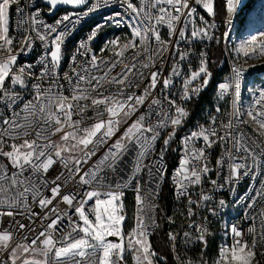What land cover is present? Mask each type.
Wrapping results in <instances>:
<instances>
[{"label":"snow or ice","instance_id":"snow-or-ice-1","mask_svg":"<svg viewBox=\"0 0 264 264\" xmlns=\"http://www.w3.org/2000/svg\"><path fill=\"white\" fill-rule=\"evenodd\" d=\"M45 2L50 12L59 5H85L86 15L101 7L100 3L88 7L86 0ZM109 2L101 0L103 5ZM28 3L29 0H25L24 5H21V0H0V104L11 112L10 118H0V158H4L13 170L9 174V168L0 165V217L27 214L29 219L39 217L46 224L43 231L34 234L30 244L16 243L15 246L12 243L13 232L0 228V252L11 264H123L126 251L132 253L135 264H155L156 253L148 241V229L155 223L150 215L157 195L152 185H158L165 177V154L189 113L171 98V94L158 99L154 93L158 85H162V90H168L174 78L183 75L179 62L188 59L189 52L180 50V41L191 44L196 40L213 38L211 30L216 25L201 15L199 9L207 16L215 17L214 0H139L138 3L135 0H120V7L128 16L130 39L122 45L119 38L109 42L108 46L114 49L113 59L92 54L90 59L78 63L77 57L87 56L90 51L87 42L102 29L103 25L98 24L87 41L79 44L70 58L71 72H64L63 76L59 72L62 46L70 35V29L66 26L60 30V26L65 22L73 24L72 15L64 14L54 24H48L39 18V9L25 15ZM240 3L241 0H226L229 17L237 11ZM13 5H16L15 11L21 17L17 21V29L27 24L23 29L24 35L19 37L18 49L16 39L9 34ZM107 19L116 26L124 22L120 12ZM228 23H231L230 19ZM161 26L168 30L167 41L161 38ZM260 37L264 38V32L260 33ZM37 40L44 49L38 61L41 65L38 75L31 70V64L17 67L18 53L30 51ZM257 47L264 54V40L258 43V37L252 36L241 46V50L248 56L255 54ZM170 48L175 51L170 52ZM129 49L133 55L131 61L125 62V53ZM104 50L101 49L102 52ZM165 53L178 57L168 75L164 76L160 70L151 71L144 94L126 92L133 86L140 87L135 84V79L144 77L143 70L154 68L158 61L162 64ZM118 63L122 65L121 72L109 78ZM233 72L234 79L220 83L218 92L219 98L224 99L231 90L235 104L240 95L242 72L238 68ZM211 78L206 54L201 53L198 68L183 75L180 100L187 102L198 98ZM31 80L36 81L31 83L32 99L25 101L16 89L17 86L27 89ZM61 80L67 82V88ZM106 85L115 86L116 91L109 92ZM148 101L149 112H140ZM165 102L167 110L163 106ZM20 103L23 107L16 111L14 106ZM89 109L95 110V118L86 116ZM220 111L217 107L216 112ZM153 115L157 117L155 123H152ZM244 115L246 120L242 119ZM249 121L257 126L254 132L264 135V87L258 90L246 113L234 108L228 120L221 122L219 127L215 126L213 118L209 127L201 126L183 137L182 155L172 176L178 197H188L189 205L196 206L211 199L210 195L201 192L200 199L193 201L189 189L200 185L212 171L206 152L218 143L221 147L231 144L224 153L229 169L226 183L238 180L241 175L251 174L255 179L261 174L258 170L264 168V145L256 143L240 130V125H247ZM121 124L125 127L121 128ZM169 127L172 130L163 138V147L156 155L155 145L161 138V130ZM199 140L203 141V147L195 146V141ZM101 149L103 154L93 161ZM130 153H134L130 173L113 182V177L107 173L116 174ZM240 153L244 155L240 156ZM224 156L217 159L218 168L223 167ZM57 164L62 166L63 171L49 179L47 173ZM145 170L149 178L141 184L140 176ZM241 170L244 171L241 173ZM133 182L138 206L137 224L125 236L122 189ZM210 182L214 187L223 188L216 180ZM65 186H68L67 194L62 191ZM260 186L250 197L253 203L247 205L249 209L255 206L257 198L264 197V179L260 180ZM42 189L50 195H45ZM29 197L42 209L40 213L32 211ZM61 204L73 211L70 213L61 208ZM219 204L222 207L224 201ZM17 209L23 211L17 213ZM188 214H194L191 207ZM260 216L264 217V212ZM13 226L21 234L23 230L31 231L30 225L19 220H14ZM191 227L198 234L196 239L206 246L207 227L203 224ZM249 231L254 233L251 245L234 239L230 247L219 250L216 264H253L255 248L258 243L264 242V220L259 233L255 226ZM231 232L236 238L243 235L235 226ZM184 237L187 240L190 234L185 232ZM169 238L175 241L177 237L169 233Z\"/></svg>","mask_w":264,"mask_h":264},{"label":"built area","instance_id":"built-area-1","mask_svg":"<svg viewBox=\"0 0 264 264\" xmlns=\"http://www.w3.org/2000/svg\"><path fill=\"white\" fill-rule=\"evenodd\" d=\"M87 6L91 7L92 5L101 4L96 11L87 13V7L85 5L77 9H59L54 14H49V10L41 3L40 0H29V3L25 6V15L34 11L35 9L40 10V19L45 23L54 24L56 20L60 19L64 14H71L73 24H68L65 22V25L60 26V30H64L67 26L70 29V35L66 38L64 45L62 46V61L59 68L60 75L63 76L64 72H71V57L76 53L79 44L83 41H87V37L91 34L93 29L98 25H103L102 29L97 32L96 37L87 42V47L90 51L87 53V56H78L77 62L83 63L86 59H90L92 54H95L97 57H102L106 59H113L112 56L113 48L109 47V42L119 38L121 45L131 37V30L128 27V16L125 13V9L120 7V0H110L108 5H103L101 0H86ZM136 3L139 0H135ZM218 3L221 7V13L215 17H209L202 9H199L200 14L204 15L205 18L214 22L216 27L211 30L213 38L211 40L205 39L203 41L196 40L191 44H188L184 41H180V50L188 51L189 57L184 61L179 62V67L183 75L190 74L191 70H196L199 66L201 59V53L206 54L207 66L210 59L211 48L221 43V48L223 51V57L219 61L218 67L225 62V72L214 81V83L206 89V96L202 98L200 103L195 107L191 108V101L196 100L193 98L191 101H181L180 100V86L182 83L183 75L181 77H175L173 80V85L170 86L168 90H162V85H158V88L155 90V96L158 99H163L164 96L171 94V98L175 99L178 104H181L188 111L189 116L185 119L182 126L177 129V135L173 137V141L170 145L172 160L167 165L166 163V154H165V165H166V175L160 180L159 184L156 185L153 183L152 187L157 193L155 198V208L151 211L150 215L155 221L154 224L148 229L149 236L153 229L157 225V219L163 223V237L168 247V253L173 264H210L211 262V251L209 248V243L219 244V239L224 247H230L233 244L234 239H241L246 241L251 245L253 240L254 233L250 232L249 229L255 226L256 232L259 233L262 228V220L264 217L260 216L261 212H264V197L257 198L255 206L251 209L247 207L249 203H253L250 197L255 195V190L260 189V180L264 179V168L259 169V173L256 175V178L253 179L252 175L243 176L241 175L238 180H233L229 183H226L227 177L229 175L227 156H224V153L227 148L231 147V144L226 145V147H221L220 144L214 145L212 148L207 149L206 155L208 157V165L212 171L208 176L204 177L200 185H196L189 189L190 197L193 201L200 199L201 192L207 193L211 196V199L206 202H201L199 206L189 205L188 197H178L174 185L172 183V176L175 173L176 168L179 164V157L182 155V139L186 135L190 134L192 131H196L199 127H209L212 124L213 118L216 120V127H219L221 122H226L229 118V114L237 108L241 113H246L249 106L254 102V99L258 95V90L264 87V71L254 72L256 75L250 73V71L243 65L235 63L227 55L226 43L230 31L236 23V17L238 12L241 10V6L237 7V11L233 13L230 17L226 11V0H218ZM25 4V0H21V5ZM16 5H13L10 10V32L9 34L16 39V48H19V37L24 35V28L27 27V24L23 25L20 29H17V21L21 17L15 11ZM115 12H120L124 19V22L120 26H116L114 23L110 22L107 18L112 17ZM231 20V23H228V20ZM199 24V21H198ZM161 38L165 41L169 39L168 30L166 27L161 26L160 28ZM34 35V34H33ZM175 39V38H173ZM101 49H105L103 52ZM119 50V49H115ZM44 49L42 48L40 42L37 40L34 42L33 48L28 51L25 50L22 53H18V62L17 67L22 65H33L32 71L37 75L40 72L41 65L39 64V58L43 53ZM174 48H170V52H174ZM133 52L129 49L125 53L126 60L125 62L131 61ZM178 60V57L175 55H170L165 53L164 62L161 64L157 62L154 68L144 69V77L136 78L135 84L140 85V87H131L126 89L128 93H135L136 95L144 94V87L148 84V75L151 71L160 70L164 76H167L171 71L172 65ZM139 67V65H137ZM240 69L242 72L240 78V95L236 100L235 104L233 103V95L230 90L229 94L224 97V99L219 98L218 85L224 82H231L234 79L233 69ZM122 65L117 64V66L112 69L109 78L111 75L121 72ZM93 74L99 75V73L94 72ZM255 79L254 82L251 79ZM36 82L35 80L29 81L27 89H20L17 86V91L21 93L23 99L30 100L32 99V89L31 83ZM61 83L67 88V82L61 80ZM109 92L116 91L115 86H108ZM69 94V93H65ZM148 103L146 102L144 106L141 107L140 112L148 113ZM164 108L167 110L168 105L165 102ZM23 107V104L20 103L17 106H14L16 111H20ZM221 109L220 112H216V108ZM95 110L89 109L86 112L87 117L95 118ZM11 117V112L3 105L0 104V118L2 117ZM107 118V117H105ZM157 117L152 116V123L156 122ZM242 119H247V116H242ZM125 127L124 124H121V128ZM257 126L249 121L247 125H240V130L243 131L248 137H251L252 140H255L256 143L264 145V135H259L258 132H254L253 129ZM172 129L171 127L161 130V138L157 141L155 145V154L158 155L161 148L163 147V138L167 136L168 132ZM222 134V133H221ZM57 139V137H53ZM18 142V141H17ZM196 147H203V141H195ZM103 154V149L97 153L96 157H93V161L99 158ZM134 153H130L125 157L124 163L119 166V171L116 174L108 172L107 175L113 177V182L120 180L121 176L127 177L131 171V160ZM243 156V153L239 154ZM169 156V155H168ZM224 156L225 163L222 168H218L216 165L217 159ZM147 162V161H146ZM91 163V162H90ZM249 163H251L249 161ZM0 165H5L9 168V174H11L10 165H7L4 158H0ZM88 167V166H85ZM63 171V168L60 164L55 165L50 169L47 176L49 179L54 178L59 172ZM219 171V175L217 172ZM244 170H241V173ZM148 173L145 170L141 173L140 179L141 184L144 181L148 180ZM211 180H216L218 185H223V188L214 187L211 184ZM162 184L166 186L165 194L162 196ZM68 186H65L62 191L67 194ZM135 182H133L129 187L122 189L124 196L122 197L124 212L128 208L129 212V225L125 229V236L136 228L137 224V213L138 206L135 201ZM45 195H50L46 189H42ZM243 198V199H241ZM223 200L224 205L221 207L219 202ZM29 204L32 211L40 213L42 209L38 205L32 203L31 198L29 197ZM61 208L68 210L70 213L72 209H68L67 205H59ZM189 207L192 208L193 215L188 214ZM6 210V209H5ZM17 213L23 211L22 209H17ZM126 216V215H125ZM126 218V217H125ZM19 220L23 223H26L31 226V231L23 230V233L16 232L13 221ZM66 223V221H65ZM46 222L35 217L29 219L28 215H19L15 217H0V228H8L14 234L13 246L16 243L30 244L31 239L35 238L34 234H38L39 231H43L45 228ZM203 224L207 227L208 233L206 235L207 245L199 242L196 239L198 235L192 225ZM235 226L240 230L243 235L240 238L233 236L231 228ZM124 230V228H123ZM188 232L190 238L186 240L184 233ZM169 233L174 234L177 238L175 241L169 238ZM148 236V241H149ZM150 243V241H149ZM152 249V248H151ZM152 251H154L152 249ZM155 252V251H154ZM256 256L259 258L260 264H264V242L258 243L255 248ZM156 253V252H155ZM134 260L131 252H125V260L123 264H131ZM163 256L156 253L155 264L162 263ZM7 262L11 264V261L0 252V264L2 262Z\"/></svg>","mask_w":264,"mask_h":264},{"label":"rangeland","instance_id":"rangeland-1","mask_svg":"<svg viewBox=\"0 0 264 264\" xmlns=\"http://www.w3.org/2000/svg\"><path fill=\"white\" fill-rule=\"evenodd\" d=\"M243 1L244 0H241V3ZM241 11L244 15L241 22L238 24L235 23L227 38V55L232 61L245 66L250 71V73L256 75L254 72L264 71V69L256 70V67L259 65H264V54H262L257 47L255 54L250 53L248 56H245L244 52L241 50V46L246 44V42L250 40L252 36L258 37V43L260 40H264V38L260 37V33L264 32V0H249L248 5L243 7ZM221 54L222 55L217 61V68H219L222 64H225L223 60V63L218 67L219 61L223 57V51ZM254 80V78L251 79L252 82H254ZM125 215L126 218L124 221V232L126 231L125 229L128 227L130 222L127 207L125 209ZM109 239L116 240L117 238L113 237ZM222 247H224V245L219 239V244H214V250L211 252L212 257L210 264H216V261L219 258V250ZM37 258L42 259L40 256H37ZM131 264H135V260H133ZM253 264H260L259 258L257 256H255L253 259Z\"/></svg>","mask_w":264,"mask_h":264},{"label":"trees","instance_id":"trees-1","mask_svg":"<svg viewBox=\"0 0 264 264\" xmlns=\"http://www.w3.org/2000/svg\"><path fill=\"white\" fill-rule=\"evenodd\" d=\"M248 2H249V0H244L242 3H240L241 10L243 7L248 5ZM214 3H215V9L217 11V14L219 15L221 13V7L218 3V0H214ZM241 10L238 12L237 17H236V23L237 24L241 22V20L244 16ZM221 49H222L221 43H218L211 48L210 59L208 62V69L212 73V78H211L208 86L199 94L198 98L196 100L191 101V103H190L191 108L195 107L196 105H198L200 103L202 98H204L207 94L206 89H208L214 83V81L216 79H218V77H220L225 72V64H222L219 68H217V61L220 58V56L222 55ZM263 69H264V65H259L258 67H256V70H263ZM170 148L166 152V155H167L166 156V163H167V165L172 160L171 159L172 153H171ZM165 191H166V186L164 184H162V196L165 194ZM123 228H124V222H123ZM162 231H163V223L159 219H157V225L153 229V231L151 232V234L149 236L150 245H151V248L156 253L163 256V260H162L163 264H173L172 260L170 259V255L168 253V247H167V244L164 240ZM209 248H210V251L212 252L214 250V243H212V242L209 243Z\"/></svg>","mask_w":264,"mask_h":264},{"label":"water","instance_id":"water-1","mask_svg":"<svg viewBox=\"0 0 264 264\" xmlns=\"http://www.w3.org/2000/svg\"><path fill=\"white\" fill-rule=\"evenodd\" d=\"M40 1L49 10V5L46 4L45 0H40ZM81 6H83V5H80L77 7H72L69 5H59L54 11H51V12L49 11V14H54L57 10L62 9V8L63 9H77V8H80ZM110 238H113V237H110Z\"/></svg>","mask_w":264,"mask_h":264}]
</instances>
